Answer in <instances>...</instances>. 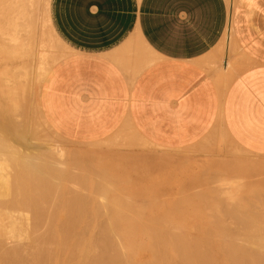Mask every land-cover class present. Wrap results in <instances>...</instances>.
<instances>
[{
    "label": "crops",
    "instance_id": "0c3cea01",
    "mask_svg": "<svg viewBox=\"0 0 264 264\" xmlns=\"http://www.w3.org/2000/svg\"><path fill=\"white\" fill-rule=\"evenodd\" d=\"M234 3L50 0L67 54L41 85L46 122L75 143L127 136L109 152L154 178L180 169L216 125L264 156V0ZM235 51L250 65L221 90L215 74L231 72Z\"/></svg>",
    "mask_w": 264,
    "mask_h": 264
},
{
    "label": "rangeland",
    "instance_id": "374dc122",
    "mask_svg": "<svg viewBox=\"0 0 264 264\" xmlns=\"http://www.w3.org/2000/svg\"><path fill=\"white\" fill-rule=\"evenodd\" d=\"M50 1V0H49ZM237 1L238 0H235V3H234V6L236 5V3H237ZM42 3L40 2V5H41ZM234 8V7H233ZM51 30H52V32H53V34L54 35H56V33H55V31L53 30V28L51 27ZM39 31V30H38ZM40 33V32H39ZM37 34L36 35V44H35V51H34V53H33V68H32V70H33V73H32V78H31V82H30V86H31V89H35V86H36V82H37V80H36V78H35V70H36V66H37V63L39 62V60H40V58H42V57H51V60L52 59H55V57H57L58 58V54H57V51H55V53H54V50H50L51 52H49L48 50H49V46L48 45H40L39 44V35L40 34ZM57 36V35H56ZM58 37V36H57ZM225 41V40H224ZM225 43V42H224ZM224 49H225V47H224ZM231 54H233L234 55V57H233V61H238V63H239V66L240 67H243L242 68V70L241 71H243L246 67H248L249 65H250V61L248 60V59H246V58H244L243 56H240V55H238L237 54V51H235L234 53H232V52H230ZM64 54L66 55L67 54V48H66V46H64ZM58 60H59V58H58ZM233 61H230V65H232V62ZM219 65H220V68H221V63H219ZM50 67V66H49ZM230 70H231V66H230V69H229V72H230ZM241 71H239L238 73H240ZM231 73V72H230ZM222 77V82H223V85L224 84H226V82H225V79H224V77L225 76H221ZM215 78H216V75H215ZM43 83V82H42ZM42 83H41V85H42ZM222 86V85H221ZM225 87V86H224ZM31 113V112H30ZM30 116H29V120L31 119L30 117H32L31 115L32 114H29ZM22 117V116H21ZM21 117H17V119L20 121L21 120ZM45 119V118H44ZM22 121V120H21ZM40 123H41V125L39 124V125H37L38 127H40V129L42 128V130L41 131H38L37 132V130H36V128H35V130L33 129V131L32 132H35L36 131V133H33V136L31 135L30 137H29V140H28V142H24V141H22V142H16V141H12V143H13V145H15L14 147L16 148L17 147V149L19 148V149H21V151H23V152H25V150H26V152L27 151H30L29 153H31L32 151V153L31 154H33L34 152H36L34 155H37L38 154V152L37 151H39L40 149H43V150H47L46 152L45 151H43L42 150V152H45V153H43L44 155L46 154V156H47V159H46V157H45V159H44V155L42 154V153H40V157H42L41 159H42V161H39V162H42V163H45L46 162V164H47V160H48V163H49V160H50V165L49 164H47L46 165V167L48 168L49 166V168L46 170V175H47V173H48V176H53V175H55V174H57V176L59 177V176H63L64 178H62V176H61V178L59 177L58 179H57V177H53V179H55V181L53 180V179H51V177H49V180H48V178H47V180H46V176L45 177H43V179H45V180H42L41 181V186L44 184V185H46L47 187H46V189L44 188L45 186L43 185L42 186V190L43 189H45V191H49V188H50V191H51V193H50V191H49V193L50 194H48V195H50L49 197H50V199L52 200V203L51 204H54V208H55V211H51L52 209L51 208H53L51 205V208H50V210H48L49 211V213H48V211L47 212H45V215H44V213H43V210H42V208H41V205H40V203L42 204V202H43V200H41L40 199V197L39 196H41L42 194V190H40L41 192H40V194L38 193V199L37 200H39V201H37L35 198H37L36 196L34 197L33 196V193L34 192H32V194L31 193H29V194H31V195H29V194H26V192H27V188H26V190H25V196L24 195H22V193L24 192H19L21 195L19 196V199H20V197L23 199H21L20 200V202H24V204H25V201H27L28 199H25V198H29V199H31V197L33 196L34 198H32L33 200H35V201H37V202H39L38 204L40 205L39 206V208H41V212H40V210H38V208H35L34 209V207H36L34 204H35V201H34V204H33V200L31 199V203H28V202H30L29 200L26 202L27 204H25V205H23V209L21 208V207H19V211L17 210L16 212L18 213L17 215H19V213H22V215L20 214V216L22 217V218H20V216H16V213H14L13 214V217L12 216H10L11 217V219L12 220H14L15 218V220H17L18 221V219L21 221V219H22V222H20L19 223V221L17 222V221H15L14 220V222H16L17 224L19 223L20 225H18V227H20V226H23V227H26V226H28V222L29 221H31V225L29 226V227H26V230L28 229L29 230V228H30V233L32 232V233H34V234H30L29 233V231L27 232L23 227V229H21V227H20V230H24V234L23 233H21V231L19 230V228H16V229H18L19 231H17V232H19L22 236L23 235H25V232H26V236H23V238L22 239H25L24 237H26V238H28V236L32 239H30L29 241H33L32 243H34V241H36V242H38L39 241V237L41 238V239H46V240H50V241H52L53 240V242L55 241V243H57L58 241V246L61 248V246H62V250H63V252L64 253H66L65 255H66V260L67 261H69L70 260V262L68 263L67 261H66V263H68V264H72V263H74V262H76V264H79V262H80V264L81 263H84L85 261L84 260H87V261H94V262H89L90 264H99V263H101V262H103L105 259H106V261L105 262H103L104 264L107 262L108 264H113V262L115 263V264H119V263H122V264H127V263H129V261H130V263L129 264H154V262H155V264H162V263H164L165 261H164V258H166L165 260H166V263L168 262V264H170L169 262H171L170 261V259L172 260V262H171V264H181V263H183V264H194V263H192V260H194V262H196L197 264H200V263H202V264H207V262H208V264H212V263H214V264H217V262H219V264H224V263H226V264H228V262L230 263V264H237V262L239 263V264H244V263H250V264H254V259L256 260L255 261V263L256 262H258L259 263V261L260 260H262L263 261V259H264V257H263V259L262 258H260V259H258V256H259V254H257L256 252V250H252V249H254V248H252V249H250V246L252 247V243H254V241H255V243H258V242H260L261 243V241H259L260 239H261V237H262V239L264 240V236H261V234L263 233V231L262 232H259L260 230V225H255V222H254V225L256 226V229H255V232H257L256 234H254V233H251L250 234V236L251 235H255V237L254 238H256V239H254V238H250L249 239V233H250V231L252 232V230H250V229H252V228H254L252 225H251V227L252 228H250L249 229V227H250V224H252L253 223V220L252 219H254V216H253V214H252V212H254V214L256 213V215H258V214H264V213H260V212H264V207H262L263 206V204H264V156H256V155H252V154H250V153H248V152H246L245 150H243L242 148H240L238 145H236V144H234L230 139H229V137L227 136V134L225 133V132H222V130H220L219 128H218V126L216 125L215 126V132L217 133V134H213V136L211 137V135H210V133H209V135L207 136V137H205V139L201 142V143H199V144H197L195 147H193V148H191V149H189V151H187V155L190 157V160L189 161H187L186 163H184V165H183V167H181L180 169H178V170H175V171H173L171 174H169V173H165L163 176H161V177H159V178H154V177H149V176H142L141 174H138L140 171L139 170H134L130 165H129V168H127L126 167V161L124 160V157H120L121 156V154H112V153H110L109 152V149L111 148V146H113L114 148H116V147H119V148H126V139H127V136L125 137V136H121V137H119V138H117L116 140H114V142L112 143V138H107V139H105V140H103V141H101V142H99V143H95V144H83V143H75V142H71V141H69V140H66L65 138H63V137H61V136H59L56 132H54L51 128H48L47 129V127H46V125L44 124H42V122H43V120H41V118H40V121H39ZM44 126V127H43ZM40 129H38V130H40ZM44 129V130H43ZM219 129V130H218ZM120 133H124V132H120ZM32 134V133H31ZM37 134V135H36ZM49 134V135H48ZM50 137L48 140H45V138L46 137ZM44 137V138H43ZM47 139V138H46ZM129 139H130V141H131V143H132V139H133V136L131 135V134H129ZM32 142H31V141ZM138 140H139V142L141 143V139L140 138H138ZM30 141V142H29ZM143 142V141H142ZM144 143V142H143ZM143 143H141V144H143ZM145 144V143H144ZM18 145V146H17ZM56 146H57V148H56ZM48 147V148H47ZM52 147V148H51ZM55 147V149H57V150H63V152H65V153H63V156H62V158H61V156H60V154L59 153H56L57 151H53V150H55V149H53ZM24 148V149H23ZM38 148V149H37ZM47 148V149H46ZM49 148H51L52 149V151H50V152H48L49 151ZM88 148H94L92 151L90 150V152H81V153H79L80 155L83 153V154H87L88 153V157H90V159L89 160H87L86 158H88L87 156L84 158L83 157V154H82V159H83V162H82V164H80L81 163V161H82V159H80L81 158V156L80 157H78L79 156V154L77 153V155L75 156V154H76V152H77V149H79V150H82V149H84V150H88ZM23 149V150H22ZM40 152V151H39ZM56 154V155H55ZM59 156H58V155ZM65 154V155H64ZM92 156H91V155ZM39 155V154H38ZM50 155H55V156H58V157H60L61 159H59V160H57L56 158H54V159H52V156H51V159L48 157V156H50ZM95 157V161L97 160V158H98V162L96 161V162H93L94 161V157ZM54 157V156H53ZM78 157V158H77ZM91 157H93L92 159H91ZM101 157V158H100ZM116 157V158H115ZM49 158V159H48ZM99 158L102 160V162L100 163V161H99ZM104 158H106L107 159V161H106V159H104ZM55 159L57 160V162H56V164L55 163H53L52 165H51V163L52 162H54L55 161ZM77 159H78V161H77ZM85 159H86V161H88V162H90V160H92L91 162H93L92 164L94 165H91V162H90V165L89 164H87L86 162H85ZM121 159H122V161H121ZM205 159L208 161L207 163H206V161H205ZM44 160H46V161H44ZM52 160H54V161H52ZM81 160V161H80ZM52 161V162H51ZM80 161V163H78ZM117 161H118V163H117ZM205 161V162H204ZM59 162V164H57ZM192 162V163H191ZM194 162V163H193ZM84 163H86L85 164V166L83 167V166H81V165H83ZM96 163H98V164H96ZM103 163H106L105 164V166H103L102 164ZM116 163V164H115ZM191 163V164H190ZM200 164V167H201V165H202V171H204V170H207L205 173H207V175L206 176H204V177H202V174H201V177H199L200 176V173L202 172L201 171V168H199V164ZM206 163V164H205ZM238 163H242V164H246L247 166H246V168H249V169H252V171H251V173H250V176L248 177V176H245V178L246 177H248L247 178V181H246V183L245 184H243L244 186L242 187L241 186V188H240V190L238 191V192H236V188H237V186H238V184L236 183V181H238V180H235L236 179V175H237V173H235V172H233V171H229V169H230V166L231 165H237ZM116 166H115V165ZM206 166H205V165ZM97 165V169H92V167H95ZM112 165V166H111ZM118 165V166H117ZM197 165V166H196ZM89 166H92L91 168L89 167ZM203 166H204V170H203ZM251 166V167H250ZM55 168V169H53V168ZM110 167V168H109ZM115 168V169H117V167H118V169H117V172H121L122 174H120V173H117L116 172V170H114L113 171V168ZM121 167V168H120ZM122 167H123V172H122ZM99 168V169H98ZM100 168L102 169V170H104L105 168H106V170H108L109 169V172H114V174L115 173H117V174H115L114 175V177H111V176H113V172H112V175L110 176L109 174L110 173H108V171H104V172H107L106 173V175L108 174V176L109 177H107V176H103V175H105V173L103 174L102 173V171L100 170ZM104 168V169H103ZM195 168V169H194ZM206 168V169H205ZM51 169V170H50ZM226 169H228V171H226L227 173H226V175H222V174H220L219 172H222V171H225ZM126 170V171H125ZM192 170V171H191ZM48 171H51V173H49ZM95 171L99 174L100 173V175L101 174H103V175H101V177H100V175H94V173H95ZM198 171V172H197ZM201 171V172H200ZM210 171H214V172H218L217 173V175H218V177L220 176V180L222 179V180H224V182L228 185V183L229 184H231L230 186H231V188H230V186H228L229 188H228V191H227V185L224 183V182H220V180H218V177L216 178V177H214V179H213V177L212 176H210V177H212L211 179L212 180H215V179H217L219 182H217L218 184H224V185H222V186H225L226 185V187H225V189H226V193H225V191H224V189H222L223 191H224V193H225V195L224 194H219V195H221L222 196V198H223V200H215L213 203L212 202H209V204L210 203H212V206H210V209L208 208H205V209H203V205H204V200L206 201V199H201V197H204L205 198V196L206 197H208V198H215V197H217V193H214V192H216L217 191V189L215 188L216 186H219V185H215L214 186V184L212 183H210L211 182V180H207V177L209 176V174L210 175H214V174H216V173H214V174H211V173H209ZM55 172V174H53ZM127 172V173H126ZM255 172V173H254ZM213 173V172H212ZM51 174V175H50ZM127 175V176H126ZM205 175V174H204ZM232 175H235L233 178H235L234 180H233V178L231 177ZM103 177H105V178H103ZM110 177L112 178V179H110ZM256 179H255V178ZM114 178V179H113ZM252 178H254V179H252ZM258 178V179H257ZM120 179V180H119ZM204 180V182H206V184L205 183H203V181H202V183H201V180ZM26 180H29L30 181V179H26ZM118 180H119V182H118ZM122 180H124L123 182H121ZM226 180V181H225ZM228 180H231V181H228ZM255 181V183L253 182V181ZM23 181H25V179L23 180ZM29 181H27V182H25V183H28V185L29 184H31V185H29V189H31V188H35L37 185L36 184H38L39 182H38V180H36V182L34 181H32L34 184H35V186L31 183V181L29 182ZM49 183H48V182ZM112 181H113V183H112ZM216 181V180H215ZM46 182V183H45ZM53 182V183H52ZM110 182H111V184H110ZM234 182V183H233ZM254 183V184H252L251 185V183ZM24 182L22 183L23 184V187H21L22 186V184L20 183V187L22 188V190H23V188H24V184H25ZM209 183V184H208ZM216 183V182H215ZM236 183V184H235ZM34 187H33V186ZM221 186V187H222ZM234 186H235V190L233 189L234 188ZM256 186H258L257 187V190H260V191H257V193L256 194H260V192H261V190L263 191V193H261L260 195V198H258L257 196H256V194L254 193V192H256V189H255V187ZM220 187V186H219ZM220 187V188H221ZM233 187V188H232ZM36 188H40L41 189V187L39 186V184H38V186L36 187ZM47 188H48V190H47ZM200 188H202L201 190L203 191V192H201V193H199L201 190H200ZM212 188V189H211ZM219 188V189H220ZM223 188V187H222ZM259 188V189H258ZM199 191H198V190ZM213 189H215V190H213ZM229 189H233L232 191L234 192H236V193H233V196H239L240 198H242L241 196H245V197H247V198H244V196H243V198L244 199H247V200H241L240 198H238V197H236V198H238V199H240V200H238V199H234L235 201V203H237L238 205L239 204H241L242 206H246L245 208L244 207H240V205H239V209H241V210H243L242 208H244V212L246 213V215H247V213H249L250 214V212H251V216L253 217V218H251V216L250 217H248V215L245 217V219L247 218H250L251 220V222L252 223H250L249 224V226H247L248 227V229L250 230H248L247 229V227H246V229H247V231H249V232H247L248 234H246L245 232H243V233H239V232H237L238 234H245V235H248L247 237L248 238H246L245 236H244V238H245V240L247 241V242H245L244 243V241H242L244 238L243 237H241V236H238L237 235V233L236 234H234L235 232H233V234H234V236L236 235V237L235 238H238V237H240V238H243L242 240H239L240 238H238V240H236V239H234L233 238V240H235V241H233L232 240V243L230 242H228V238H226L227 236H228V234L230 233V232H227L226 233V231L224 230V232H225V234H227L225 237H224V239H223V235H222V237H220V233L222 232V233H224L223 231H222V229H224V226H226V225H224V224H228L227 225V229L226 230H232V228L233 229H235L236 227H238V226H236L235 225V227H234V225H232L233 227H231V224H234V223H232V221L231 220H233L234 222H235V220H236V218H237V216H238V218H237V220H240V217L241 216H243V215H238L237 213H239L238 211H236L237 213L235 214L234 212V215L233 216H235V215H237V216H235V218L234 217H232L231 216V212L233 211L232 209H233V204L234 203H230V202H228L229 200H230V197H228V195H230V193L232 192L231 190H229ZM251 189H254L253 191L254 192H252V190ZM209 190V191H208ZM211 190H213V191H211ZM251 190V191H250ZM44 191V192H45ZM52 191H53V193H52ZM57 191V192H56ZM219 191V190H218ZM223 191H220V192H222L223 193ZM230 191V192H229ZM209 192H211V194L209 193ZM250 194H249V193ZM28 193V192H27ZM48 193V192H47ZM227 193H228V195H227ZM252 193H254V194H252ZM55 194H58L59 196H61L62 194L64 195V197H63V195L61 196V198L59 199L58 198V195H55ZM61 194V195H60ZM208 194L210 195V197L208 196ZM34 195H37V194H34ZM44 195H47L46 194V192H45V194ZM43 195V196H44ZM51 195L53 196L54 195V197H51ZM219 195H218V197H219ZM227 195V196H226ZM241 195V196H240ZM251 195H253V196H255V198H258L257 200L255 199V198H250V197H248V196H251ZM23 196V197H22ZM29 196V197H28ZM31 196V197H30ZM43 196H42V199H44L43 198ZM211 196H213V197H211ZM224 196H225V198L227 197L228 199H227V201H226V199H224ZM232 195H231V197H233ZM253 196H251V197H253ZM47 198V200L49 199L48 198V196H46ZM56 197H57V200H55L56 199ZM62 197H63V199L64 200H62ZM198 197H200V199H197ZM217 197V198H218ZM52 198H55L54 200L52 199ZM242 198V199H243ZM49 199V200H50ZM221 199V198H220ZM232 199V200H233ZM249 199H251V200H249ZM16 200V199H15ZM25 200V201H24ZM51 200L49 201V202H47L46 200V203H45V201H44V205H49V203L51 202ZM208 200V199H207ZM14 201V200H13ZM42 201V202H41ZM53 201H55V203H53ZM66 201V202H65ZM210 201V200H209ZM211 201H213V199L211 200ZM203 202V203H202ZM222 202V204L224 203V204H228V205H225V207H227L228 206V208H227V210H226V208H224V207H222V208H220L219 206H217V204H215V203H221ZM233 202V201H232ZM61 203H64V204H61ZM69 203H70V206H69ZM206 203H207V201H206ZM31 204V205H30ZM57 204V205H56ZM58 204H60L59 205V207H58ZM66 204H67V206H66ZM71 204H74L73 206L71 205ZM79 204V205H78ZM80 204H82V206L80 205ZM198 204V205H197ZM208 204V205H209ZM213 204L214 205H216L215 207H218V208H220V209H214L215 207L213 206ZM223 204V205H224ZM229 204H231V206L232 207H230V205ZM237 204H234V205H237ZM250 204H253V206L256 204V206H258V207H261V209L263 210V211H261V210H259L258 211V208L257 207H253L252 205H250ZM262 204V205H261ZM28 205L29 206H34V207H31L30 208V210L33 208L34 210V212L36 213V217L34 216V212H32L31 211V213H30V211H29V213H30V215L32 216L31 218L32 219H34V220H38V222L40 223H42V225L40 224L39 225V223H38V226H36L37 224H32V222L34 221H32V219L31 218H29V220H28V218H27V216L29 217V213L27 212H25V210L26 211H28L29 209V207H28ZM36 205H37V203H36ZM85 205V207L86 208H90V209H85V207H84V209H83V206ZM195 205V206H194ZM207 205V206H208ZM238 205H237V207H238ZM252 206L253 208H251L250 206ZM259 205H261V206H259ZM57 206V207H56ZM61 206H62V208H61ZM64 206H66V208L64 207ZM77 206V209H75V207ZM197 206H198V209H196L197 208ZM201 206H203V207H201ZM3 207V206H2ZM28 207V208H27ZM37 207H38V205H37ZM67 207H69V208H67ZM71 207H72V209H71ZM79 207H81V208H79ZM102 207H105L106 209H104V208H102ZM196 207V208H195ZM211 207H214L213 209H211ZM231 208V210H230V208ZM236 207V208H237ZM247 207H250L249 209H247ZM26 208V209H25ZM57 208V209H56ZM58 208H60V209H58ZM64 208V209H63ZM257 208V209H256ZM44 209V208H43ZM68 209H69V211L70 210H72V211H68ZM77 210V211H75V210ZM202 209V210H201ZM22 210V212H20ZM39 211V213H38V211ZM44 210V211H45ZM57 210V211H56ZM79 210V211H78ZM236 209H234V211H235ZM82 211V213H81V215H80V213H76V212H81ZM204 211V212H203ZM24 212V213H23ZM54 212V213H53ZM56 212V213H55ZM61 212V213H60ZM70 214H69V213ZM71 212H72V215H71ZM84 212V213H83ZM88 212H91V213H88ZM93 212H95V213H97L98 212V216L100 217H96L95 218V220L94 221H92L93 220V215L95 214V213H93ZM196 212V213H195ZM199 212V214H197ZM210 212H212V214L210 213ZM224 215V213H228V212H230V213H228V215L230 214V216H231V218H233V219H231V218H229V220L227 219V220H225L226 219V216H221L220 214L221 213ZM240 212H242V211H240ZM34 213V214H33ZM43 213V214H42ZM52 213V214H51ZM57 213H58V215H57ZM64 213V214H63ZM101 213V214H100ZM107 213V216L105 215ZM113 214V218L115 219V216H116V214L118 213H121V214H119V216L121 217V220L119 219L120 217L118 216V219L116 218V220H114V219H112V215L110 216V218L108 217V215L109 214ZM128 213V215H126ZM192 213V214H191ZM193 213H194V215H193ZM202 213V214H201ZM203 213H205V214H207V213H210L212 216H213V218H212V216L211 217H209V215H208V217H206V215H204ZM220 213V214H219ZM232 213V214H233ZM243 213V212H242ZM241 213V214H242ZM245 213H243V214H245ZM24 214H26V215H24ZM68 214V215H67ZM86 214H88L87 216H84V215H86ZM91 214H93V215H91ZM104 214V215H103ZM117 214V215H118ZM129 214H132L131 215V217L132 218H130V215ZM133 214H135V215H133ZM142 215V216H140V215ZM182 216H181V215ZM183 214L185 215V214H187V216H189L188 218L185 216V218H183L184 216H183ZM218 214V216L219 217H222V218H220V222L221 223H223V220H224V222L225 223H223L222 225H224V226H222V229H221V227H219V224H216V222L217 223H220V222H218L217 221V219H219V217H217V219H215V215H217ZM240 214V213H239ZM52 217H51V216ZM69 215H71V216H73L72 218H70V219H72V221H70V219L68 218V217H71V216H69ZM74 215H76L75 216V219H74ZM78 215V216H77ZM91 215V216H90ZM96 215V214H95ZM103 215V216H102ZM122 215H126V216H122ZM137 215H139V216H137ZM143 215H145V216H143ZM177 215H180V217L179 216H177ZM15 216V217H14ZM39 216H40V218H39ZM58 216V218H56ZM81 216H82V218H81ZM84 216V217H83ZM88 216L92 219L91 221L92 222H90L89 221V224L91 223V226H88L90 229H91V232H90V230L88 229V227L87 226H85V225H89L88 224V222L86 221V219H89L88 218ZM102 216V217H101ZM106 216V217H105ZM229 216V217H230ZM240 216V217H239ZM258 216H261V215H258ZM17 217H19L18 219H17ZM23 217H24V219H23ZM38 217V218H37ZM46 217V219H42V218H45ZM51 217V218H50ZM63 217H65L64 219H63ZM104 217V218H103ZM126 217V219H124ZM183 218V220L184 219H186L185 221V223L186 224H184V223H181L180 222V220ZM199 217V218H198ZM225 217V219H223ZM228 217V216H227ZM256 217V216H255ZM263 217H264V215L263 216H261L260 218L261 219H263ZM8 218V217H7ZM14 218V219H13ZM27 218V219H26ZM36 218V219H35ZM47 218H49V219H47ZM53 218H56V221L58 220V223L56 222V223H54L55 222V220L53 219ZM102 218V220L103 221H101L100 220V222H99V224L97 223V221L99 220V219H101ZM145 218V219H144ZM148 218V220H150L151 219V221H148V220H146ZM243 218V217H242ZM11 219H9V220H2V223L3 224H0V225H3L2 226V228H6L5 227V223L7 222L8 224H12L10 221H11ZM28 220V221H25L26 222V226L24 225V223L25 222H23L24 220ZM51 219V224H50V222L48 221V220H50ZM63 219V220H62ZM65 219H68L67 221H64ZM78 219H80V220H78ZM83 219V220H82ZM96 219H98V220H96ZM111 220V222H109V220ZM130 219H132V220H130ZM136 219H142L140 222H138ZM152 219L154 220V221H152ZM231 219V220H230ZM244 219V218H243ZM244 219V220H245ZM246 219V220H247ZM259 219V218H258ZM261 219H259V220H261ZM36 220V221H37ZM61 221V223H62V221H64V223H60V221ZM75 220L76 221H78L79 222V225L82 227H80L77 223L78 222H76L75 223ZM82 220V221H81ZM85 220V221H84ZM105 220V221H104ZM130 222H129V221ZM134 220H135V222H134ZM158 220H160V222L158 221ZM178 220H179V222L181 223H178ZM183 220H181V221H183ZM194 220V221H193ZM200 220H202V221H200ZM208 220H210L209 222L211 223V224H213L214 225V223L216 224V226H212L211 225V227L208 225ZM245 220V221H246ZM255 220H256V218H255ZM258 220V221H259ZM6 221V222H5ZM35 221V222H36ZM44 221V222H43ZM47 221V222H46ZM54 221V222H53ZM68 221H70L71 222V224H69L70 222H68ZM96 221V222H95ZM113 221H114V223H113ZM136 221H137V223H136ZM142 221H144V222H142ZM148 221V222H147ZM157 221V222H156ZM188 221V222H187ZM204 221V222H203ZM206 221V222H205ZM216 221V222H215ZM228 221V222H227ZM229 221H231L230 223H229ZM263 221V220H262ZM0 222H1V220H0ZM13 222V221H12ZM35 222H33V223H35ZM67 222V223H66ZM74 222V223H73ZM81 222H84V223H81ZM105 222V224H107V225H105V224H103ZM117 222H119L121 225L119 226L118 224H117ZM128 224H127V223ZM146 222V223H145ZM150 222V223H149ZM154 222H156V224H153ZM159 222V223H158ZM162 222H164L163 224H162ZM167 222V223H166ZM173 222H175V223H173ZM191 222V223H190ZM194 222H195V224H196V226L197 227H195V228H198V230H199V232H200V234H199V232H196V231H194V230H196V229H194V228H192V227H194L195 226V224H194ZM199 223V225H198V223ZM208 222V223H207ZM237 222V221H236ZM235 222V223H236ZM242 222V220L239 222V223H241ZM248 222H249V220H248ZM260 222V221H259ZM264 222V221H263ZM262 222V223H263ZM45 223L46 224H48L49 223V225L50 226H52L51 228L53 229H51L50 228V226L49 225H45ZM81 223V224H80ZM93 223H97L98 225H99V227H100V225H101V230L98 228V226H97V224H96V226H97V228H95L96 230H100L99 231V234L100 233H102L101 231H103L104 233H106V234H104V233H102V234H104V236H106V237H104V236H102V234H97V232L98 231H95V230H93L94 228L93 227H96L95 226V224H93ZM112 223V224H111ZM117 225H116V224ZM130 223H135V224H137L136 226H135V224H134V226H133V224H130ZM160 223L162 224L161 226H160ZM170 223H172V224H170ZM256 223H258L257 222V220H256ZM8 224H6V226H8L6 229H8V228H10L9 227V225ZM22 224V225H21ZM53 224V225H52ZM54 224H55V226H54ZM58 224V225H57ZM66 224V225H65ZM73 224H75V225H73ZM83 224V225H82ZM114 224V225H113ZM139 224H140V226H139ZM142 224L145 226V228H143V226H142ZM148 224V225H147ZM165 224H168V225H165ZM180 224V225H179ZM183 224V225H182ZM43 225H44V229H43V231L45 232H43L42 231V228L41 227H43ZM56 225H57V227H59L60 226V228H55L56 227ZM68 225V226H67ZM70 225H72V226H70ZM77 225V226H76ZM105 225V226H104ZM132 227H131V226ZM189 225V226H188ZM191 225H192V227H191ZM203 227H202V226ZM205 225V226H204ZM230 225V226H229ZM15 226V225H14ZM32 226V227H31ZM33 226H36V227H39L40 226V228L39 229H36L34 232H33V228H36V227H33ZM46 226H48L49 227V229H47L48 227H46ZM75 226H76V228L78 227H80L79 229H78V231L77 230H75L76 228H75ZM104 226V227H103ZM110 226H112V227H114V228H111ZM116 226L118 227L119 226V228H120V231H119V229H117L116 228ZM124 227L123 229L125 230V232L127 231V229H129V231H130V233H129V235H125V234H128V231L126 232V233H123V235L125 236V237H133V236H135L137 239H139L138 241H137V239H135L134 237H133V239L131 240V238L130 239H128V240H126V238L122 235V232H121V230L122 231H124L123 229H122V227ZM188 226V227H187ZM199 226V227H198ZM229 226V227H228ZM246 226V225H245ZM263 226V225H262ZM72 227H74V228H72ZM106 227V228H105ZM147 227H149L151 230L149 231V229L147 228ZM153 227H155V228H161L162 229V227H163V229L161 230H159L158 228L156 229L157 231L156 232H154L153 233V231L155 230V228H153ZM242 227V226H241ZM243 227H244V225H243ZM259 227V229H257ZM63 228V229H62ZM69 228V229H68ZM104 228V229H103ZM108 228V229H107ZM140 228V229H139ZM177 228V229H176ZM189 228V229H188ZM201 228H202V230H204V231H202L201 230ZM214 228V229H213ZM219 228V230L217 231V229ZM33 229V230H32ZM41 229V230H40ZM62 229V230H61ZM103 229V230H102ZM135 229H137V230H135ZM141 229H142V231L145 233V234H149V235H145L142 231H141ZM145 229H147V230H145ZM170 229H172V230H170ZM212 229H213V231L214 230H216V233L217 234H219L217 237H216V241L214 240V238H212V237H215L216 235V233H215V231L213 232L212 231ZM221 229V230H220ZM240 230H243L242 228H239ZM246 229H244V231H246ZM32 230V231H31ZM39 230H40V233H39V236L37 237V232H39ZM48 231V230H52V231H48V234H47V232L46 231ZM55 230V231H54ZM57 230V231H56ZM59 230H60V233H59ZM64 230V231H63ZM72 230V231H71ZM82 230H83V232H82ZM87 230L90 232H87ZM106 230V231H105ZM108 230V231H107ZM113 230H116L118 233H114V231ZM140 230V231H139ZM159 230V231H158ZM165 232H164V231ZM166 230H167V232H166ZM187 230V231H186ZM209 230H211V231H209ZM235 230H238V229H235ZM254 230V229H253ZM257 230V231H256ZM37 231V232H36ZM42 231V232H41ZM61 231H63L62 233H61ZM73 231H75V233L73 232ZM86 231V233H84ZM92 231L94 232L95 231V234H96V236H94V235H92V234H94V233H92ZM131 231H132V233H131ZM149 231V232H148ZM160 231L162 232V233H160ZM169 231V232H168ZM174 231H175V233H174ZM187 232V234H186V232ZM189 231V232H188ZM206 231H208V234H207V232ZM23 232V231H22ZM35 232H36V234H35ZM52 232H54V235L52 236ZM57 234H56V233ZM81 232H82V234L84 233V236L81 234ZM113 232V233H112ZM120 232H121V234H120ZM133 232H136L137 233V236H136V233H133ZM147 232V233H146ZM179 232V233H178ZM204 232V233H203ZM210 232H212V233H210ZM218 232H220V233H218ZM44 233V236L43 237H41L40 235L41 234H43ZM50 233V234H49ZM67 233V234H66ZM69 233V234H68ZM80 234V235H82V236H79V235H77V234ZM151 233H153V236H152V234ZM159 233V234H158ZM164 233H165V237H164ZM168 235H167V234ZM177 233V234H176ZM215 233V234H214ZM232 233V232H231ZM261 233V234H260ZM19 234V235H20ZM46 234V235H45ZM75 234H76V236H75ZM87 234H91V236L92 237H96L95 239H92V241H91V239H89L91 236H89V235H87ZM108 234V235H107ZM112 234V235H111ZM116 234H118V236H115ZM132 236H131V235ZM140 236H139V235ZM141 234H142V236H141ZM162 234H163V236H162ZM177 236H176V235ZM202 234V235H201ZM211 234V235H210ZM214 236H213V235ZM233 234H231V235H233ZM258 234V235H257ZM259 234H260V236H259ZM0 235H1V233H0ZM36 235V236H35ZM70 235V236H69ZM71 235H73L72 237L73 238H70L71 237ZM89 236L88 237V240H90L92 243H91V246L89 245L90 243L89 242H87V243H85L87 240H85L86 238H87V236ZM109 235H111V237L109 238ZM120 235H121V239H120ZM150 235H151V237H150ZM157 237H156V236ZM167 235V236H166ZM185 235V236H184ZM189 235V236H188ZM198 235V236H197ZM229 236V238L231 237L232 238V236ZM258 236V238H257V236ZM2 236V235H1ZM1 236H0V238H1ZM3 236H5V235H3ZM45 236H47V237H45ZM65 236H67V237H65ZM78 236H79V238H78ZM86 236V237H85ZM99 236H101V238H107L106 239V242H104V240L102 239V241L101 240H99V239H97V237L99 238ZM171 236V238H169ZM181 236V237H180ZM183 236V237H182ZM208 238V239H210L209 237H211V239H213L214 240V242H213V240H212V242H210V240H207L206 242H205V240L207 239L206 237ZM233 236V237H234ZM238 236V237H237ZM21 237V236H20ZM20 237H18V239H20ZM37 237V239L38 240H36L35 238ZM49 237V238H48ZM54 237V238H53ZM69 237V238H68ZM82 237V238H81ZM83 237H84V240H83ZM91 237V238H92ZM119 237V238H118ZM140 237H142V241H144L143 243L144 244H150V247H148V245L146 244V245H141V243H142V241H141V238ZM159 237V238H158ZM173 237V238H172ZM177 237V238H176ZM192 239H191V238ZM204 237L206 238V239H204ZM218 237H220V238H218ZM252 237V236H251ZM53 238V239H52ZM56 238L57 239H59V240H56ZM62 238V239H61ZM70 240L69 242H67L68 241V239ZM76 238H78V243H76L75 242V239ZM113 238H114V240H113ZM116 238H118V239H116ZM167 238V239H166ZM168 238H169V240H168ZM180 238H187V239H185V240H181ZM191 240H190V239ZM201 238V240H199ZM221 240V243H220V241L218 240ZM230 238V239H231ZM29 239V238H28ZM52 239V240H51ZM66 239V240H65ZM79 239H81V241L83 240V241H85V242H81V241H79ZM135 239V240H134ZM154 239V240H153ZM170 239H171V241H170ZM174 239V240H173ZM194 239H195V242H194ZM229 239V240H230ZM249 239V240H248ZM257 239H259V240H257ZM25 240H27V239H25ZM65 240V241H64ZM72 240V241H71ZM114 242H113V241ZM125 240V241H124ZM130 240V242L131 241H133V242H131V244H133L134 243V246L133 245H131L132 246V248L134 247V249H135V251H137V252H135V251H133V250H131L132 248H131V246H130V244H126L125 242H128ZM150 241L149 243L147 242V241ZM182 241V242H180V241ZM187 240L189 241V242H187ZM252 240V241H251ZM254 240V241H253ZM23 241V240H22ZM57 241V242H56ZM62 243H61V242ZM73 241L75 242V243H73ZM93 241H94V243H93ZM98 243H97V242ZM108 241V242H107ZM123 241H124V243H123ZM153 241H155V242H153ZM159 241H160V243H159ZM169 241V242H168ZM193 241V242H192ZM198 241V242H197ZM200 241V242H199ZM204 241V242H203ZM220 243L219 245H220V247H221V249L222 248H224L225 246H228V249H227V247L226 248H224V250L222 249V251H221V249H220V247H219V245H218V242ZM227 241V242H226ZM237 241H240V242H237ZM251 241V242H250ZM66 242H67V245H69V246H67L66 245ZM100 242V243H99ZM103 242H104V244H103ZM113 242V243H112ZM151 242H152V244H151ZM158 242V243H157ZM175 244H174V243ZM192 242V243H191ZM202 242V243H201ZM209 242V243H208ZM226 242V243H225ZM234 242V243H233ZM106 243H108V244H106ZM111 243V244H110ZM123 243V244H122ZM136 243V244H135ZM155 243V244H154ZM173 243V244H172ZM178 243V244H177ZM189 243V244H188ZM198 245V249H196L197 248V245ZM200 243H201V245H200ZM213 243V244H212ZM225 243V244H224ZM235 243H239L238 245H235ZM240 243L241 244H246L247 243V246H244V244H243V246L242 245H240ZM248 243H250V244H252V245H250V244H248ZM254 243V244H255ZM35 244V243H34ZM66 245V246H64V245ZM74 244V245H73ZM79 246H78V245ZM85 244H87V245H85ZM95 244V245H94ZM106 244V245H105ZM114 244V245H113ZM140 244V245H139ZM161 244V245H160ZM170 245L169 247H168V245ZM182 244H184L183 246H181L180 247V245H182ZM187 244V245H186ZM207 244H209V246H207V247H209V250L210 249H212L211 251H209L208 250V248H206V245ZM232 244V245H231ZM233 244L235 245V246H233ZM264 244V242L263 243H261V245H263ZM0 245H1V241H0ZM37 245H38V243H37ZM71 245V246H70ZM75 245H77V248H76V246ZM82 245H85L86 246V250L85 249H83L82 248V251L84 250L85 251V253L87 254V253H91V254H89L88 256H86V254H83V252L81 251V250H79V247L81 248V247H85V246H82ZM100 245H104V246H109L108 248V250H106L107 249V247H99ZM122 245V246H121ZM130 247H129V246ZM137 245H139V246H137ZM153 245L155 246V247H153ZM160 245V246H159ZM178 245V246H177ZM192 247H191V246ZM200 245V246H199ZM203 245H204V250L202 249V247H203ZM215 245H218V249H220V253H218V250H217V248H215L214 249V247H215ZM223 247H222V246ZM38 246H40V244L38 245ZM38 246H36L37 248H39L40 249V247H38ZM87 246H90V248H89V250H91L90 252L87 250ZM95 246V247H94ZM112 248H111V247ZM116 246H118V247H116ZM124 246V247H123ZM157 246V247H156ZM167 246V247H166ZM190 246V247H189ZM194 246H196V248L194 247ZM231 246V247H230ZM239 246V247H238ZM241 246V247H240ZM249 246V247H248ZM12 248H14L13 246H11ZM21 247V246H20ZM69 247V249L67 250V248ZM73 248V250L72 249H70V248ZM113 247H116V248H113ZM147 247V248H146ZM153 249H152V248ZM171 247H172V250H171ZM186 247V248H185ZM235 247V248H234ZM238 247V248H237ZM3 249V251H4V253H2L3 251H2V249ZM17 248V245H16V247H15V251H12V249H10V246L8 247V245H7V247H5V246H0V252L2 253L1 255H3V254H5V255H3V256H1L2 258H1V260L0 261H2V259L4 258V262L5 261H7V262H3V264H8V263H12V264H18V261H19V259L17 258V256H19V254H20V252H22L21 250H23L22 249V247L20 248V250H18V249H16ZM64 248H65V250H64ZM76 248V249H75ZM92 248H96V252H94V253H92L93 252V250L94 249H92ZM101 248V251H102V253H101V251H99V249ZM143 248H144V250H143ZM149 248V249H148ZM158 248V249H157ZM167 249L168 251H165V249ZM184 249V251H183V249ZM191 248V249H190ZM194 248H195V250H194ZM205 248H206V250H205ZM239 248H242V249H239ZM263 248H264V246H263ZM25 249V248H24ZM74 249L76 250V251H74ZM104 249V250H103ZM150 249H152V250H150ZM154 249H157L156 250V252L158 253H156L155 252V250ZM160 249H161V251H160ZM181 249V250H180ZM203 250L202 252H204V251H207V252H204V253H202L201 252V250ZM225 249H226V252H225ZM243 249H250L251 250V252L253 253V255H251V253H248L247 254V256L248 257H250L249 258V260H250V262L249 261H247L248 259H246V253H244V251H243ZM7 250V251H6ZM10 250V251H9ZM70 250H72V251H70ZM111 250V251H110ZM114 250H116L115 251V254H114ZM126 250V251H125ZM130 250H131V253H130ZM149 250V251H148ZM162 250H164V251H162ZM172 251V252H170V251ZM176 250V252H174ZM189 252H188V251ZM192 250V251H191ZM200 250V251H199ZM213 250H214V253H215V251H217L216 252V254H214L213 253ZM229 250V251H228ZM230 250H232V252H230ZM238 250H240V251H238ZM261 250H262V248H261ZM17 251V253L18 254H16L15 252ZM20 251V252H19ZM67 251V252H66ZM68 251H69V254H68ZM73 251H74V253H73ZM81 251V252H80ZM88 251V252H87ZM95 251V250H94ZM110 251V252H109ZM133 251V252H132ZM159 251H160V254H159ZM177 251H178V253H177ZM180 251V252H179ZM208 251H209V253H208ZM235 251V252H234ZM236 251H238L237 253H236ZM256 251V252H255ZM263 251H264V249H263ZM262 251V252H263ZM82 253V254H80V253ZM106 252V253H105ZM126 252H128V254L126 253ZM148 252V253H147ZM149 252H150V254H149ZM153 254H156V255H152V253ZM162 252H163V255H162ZM174 252V253H173ZM192 252V254H190ZM196 252H201V254L199 253H196ZM210 252H211V254H210ZM222 252H224V255H223V253ZM228 252V253H227ZM241 254H240V253ZM255 252V253H254ZM262 252H260V253H262ZM9 253V254H8ZM12 253V254H11ZM13 253H14V255L16 254V257L13 255ZM77 253H79V254H77ZM108 253V254H107ZM129 253L131 254V255H129ZM134 253V254H133ZM177 253V254H176ZM180 253V254H179ZM182 253V254H181ZM184 253V254H183ZM187 253V254H186ZM214 255H213V254ZM222 253V254H221ZM226 253V254H225ZM239 253V254H238ZM71 254V255H70ZM75 254H76V257L74 258V257H72V256H75ZM100 254L102 255V256H100ZM166 254H168V255H166ZM171 254H173V255H171ZM190 254V255H189ZM197 254V255H196ZM204 255L205 254V256H200V255ZM207 254H209V256L207 255ZM232 254H234V257H233V255ZM236 254H238V255H236ZM244 256H243V255ZM258 256H257V255ZM263 254H264V252H263ZM9 255V256H8ZM79 255V257H77ZM91 255V256H90ZM92 255H94V257H95V255H96V257H97V259L96 260H102L101 262L98 260V261H96V263H95V258H93L92 257ZM98 255V256H97ZM107 255L109 256H112V257H108V258H106L107 257ZM114 255V256H113ZM118 255V257H116ZM128 255V256H127ZM135 255V257L133 258L132 256H134ZM149 256V258H147L148 256ZM154 256V257H158L157 259L156 258H154V257H152L151 258V256ZM160 255V256H159ZM165 255V256H164ZM170 255V257H168ZM177 255H181L180 257L179 256H177ZM198 257H196V256ZM207 255V256H206ZM213 255V256H212ZM227 257H226V256ZM242 256L241 258L243 259V257H244V259L243 260H245L244 262L242 261V259L240 258V256ZM254 255H256V257L257 258H254L255 256ZM6 256H7V258H6ZM14 256V257H13ZM68 256V257H67ZM70 256V257H69ZM102 257V258H98V257ZM103 256H105L104 258L105 259H103ZM137 256V257H136ZM162 256H163V260H162ZM171 256H173V258L174 257H177L178 259H172L171 258ZM183 256H185V257H183ZM190 256V257H189ZM191 256H194V257H191ZM211 256H212V258H214V259H219V261H215V260H213L214 262H212L211 260H212V258H211ZM226 257V259L224 260V258ZM238 256V257H237ZM252 256H253V258H252ZM9 257L11 258H13V260H10L9 259ZM84 258V260H83V258ZM91 257V258H90ZM113 257H115L114 259H113ZM123 257V258H122ZM129 257V258H128ZM206 258L207 259V261L204 259V262H203V259L201 260L200 258ZM216 257V258H215ZM224 257V258H223ZM232 257V258H231ZM17 258V259H16ZM68 258V259H67ZM74 259V260H72V259ZM77 258V259H76ZM87 258V259H86ZM88 258H90L89 260H88ZM93 258V259H92ZM111 258V259H110ZM118 258V259H117ZM124 258H126L125 260H123ZM128 258V259H127ZM138 258V259H137ZM144 258H146L147 260H145ZM160 258H161V260H160ZM170 258V259H169ZM186 258V259H185ZM195 258V259H194ZM208 258L210 259L209 261H208ZM228 258V259H227ZM236 258H240V259H236ZM8 259H9V261H11V262H9L8 261ZM81 259H82V261H81ZM122 259V260H121ZM130 259V260H129ZM135 259V260H134ZM143 259V260H142ZM149 259V260H148ZM150 259H152V260H150ZM156 259V260H155ZM182 259V260H181ZM183 259H184V261H185V263H184V261H183ZM191 259V260H190ZM234 259V260H233ZM16 262H15V261ZM18 260V261H17ZM80 260V261H79ZM113 260V262H111ZM114 260H116V262L114 261ZM138 260H142L141 262L140 261H138ZM158 260V261H157ZM169 260V261H168ZM200 260V261H199ZM222 260V261H221ZM240 260H241V263H240ZM258 260V261H257ZM84 261V262H83ZM110 261V262H109ZM119 261H121V262H119ZM145 263H144V262ZM162 261V262H161ZM177 261H179V262H177ZM202 261V262H201ZM206 261V262H205ZM235 261V262H234ZM251 261L253 262V263H251ZM262 261H260L261 263H262ZM2 262H0V264H2ZM78 262V263H77ZM124 262V263H123ZM148 262V263H147ZM198 262H200V263H198ZM210 262V263H209ZM212 262V263H211ZM221 262V263H220ZM223 262V263H222ZM264 262V261H263ZM89 263H84V264H89ZM102 263V264H103ZM165 264V263H164ZM263 264V263H262Z\"/></svg>",
    "mask_w": 264,
    "mask_h": 264
},
{
    "label": "bare ground",
    "instance_id": "6f19581e",
    "mask_svg": "<svg viewBox=\"0 0 264 264\" xmlns=\"http://www.w3.org/2000/svg\"><path fill=\"white\" fill-rule=\"evenodd\" d=\"M40 2L42 3L41 5H40ZM227 3H228V5H229V7H232V5H233V3H234V0H227ZM51 27H52V25H51V21H50V16H49V0H0V220H1V222H0V224H3L2 223V220H9V219H11V217L10 216H12L13 217V214L14 213H16V216H20V214L22 215V213H19V215H17L18 213L16 212L18 209H19V207H23V205H25V204H27L26 202L29 200L30 202H28V203H31L32 201H31V199L32 198H34L35 196L37 197V198H35L36 200L38 199V193L40 194V190H42V186L44 185H42L41 186V181L42 180H45V179H43V177H45L46 178V180H47V178H48V180H49V177H51V179H53V177H57V179L60 177L61 178V176H57V174H55V172L53 173V174H55V175H51L52 173H51V171H48L49 173H51L50 175L51 176H48V173H47V175H46V170L50 167H46V165L47 164H49L50 163V160H49V163H48V160H47V164H46V162L45 163H42V162H39V161H42V157H40L43 153H45L48 149V147L46 148L47 150H43V149H40L39 151H37L38 152V154L37 155H34L36 152H34L33 154H31V153H29L30 151H27L26 152V150H25V152H23L24 150V148L22 149L23 151H21V149H17V147L15 148L14 146L15 145H13V143H12V141H16V142H22V141H24V142H28V140H29V137L32 135L33 136V133H36V131L35 132H32L33 131V129L35 130V128H36V130H37V132L38 131H41L42 130V128L40 129V127H38L37 125H41V123L39 122L40 121V118H41V120H43V122H42V124L44 125H46V127H47V129L48 128H51L49 125H48V123L46 122V120L44 119V114H43V111H42V109H41V105H40V92H41V83L43 82V80H44V78L46 77V74H47V72H48V70L52 67V65L58 60V58L60 59V58H62L65 54H64V43L59 39V37H57L56 35H54L53 34V32H52V30H51ZM39 30V31H38ZM40 32V33H39ZM40 34L39 35V44L40 45H48L49 46V52H51L50 50L52 49V50H54V53H55V51H57V54H58V58L57 57H55V59H52L51 60V57H42V58H40V60H39V62L37 63V66H36V70H35V78H36V80H37V82H36V86H35V89H31V86H30V82H31V78H32V73H33V70H32V64H33V53H34V51H35V44H36V35L37 34ZM226 34H227V31H226ZM228 39H229V37H228ZM230 40H231V36H230ZM232 42V45H234L235 46V44H234V42H233V40H231ZM212 64V63H211ZM211 64H209V65H211ZM50 66V67H49ZM231 66V73H228V74H223L222 72H217L215 75H216V82L221 86V90H224L225 89V87L224 86H228L229 85V83L231 82V80L233 79V75L235 74V73H238L239 71H241V69L243 68V67H240L239 66V63L238 62H234V63H232V65H230ZM225 76L224 77V79H225V82H226V84H224L223 85V82H222V77L221 76ZM31 112V113H30ZM29 114H32L31 116L32 117H30L31 119L29 120ZM22 116V117H21ZM17 117H21V120L19 121L18 119H17ZM44 127V126H43ZM38 129H40V130H38ZM44 130V129H43ZM32 133V134H31ZM213 134L215 135V134H217L216 132H215V127H214V129H213V132H211L210 133V135H211V137L213 136ZM37 135V134H36ZM49 135V134H48ZM214 137V136H213ZM44 138V137H43ZM47 138V139H46ZM45 138V140H48L50 137H46ZM140 139H141V137H140ZM229 139L234 143V144H236L230 137H229ZM144 140V139H143ZM142 139L140 140L141 141V143H143L144 141H143ZM31 141V140H30ZM29 141V142H30ZM33 141V140H32ZM31 141V142H32ZM143 141V142H142ZM145 143V144H144ZM143 143V145H146L147 146V141L146 142H144ZM139 144V143H138ZM140 145V144H139ZM237 145V144H236ZM18 146V145H17ZM52 148V147H51ZM51 148H49V151L48 152H50V151H52V149ZM56 148H57V146H56ZM38 149V148H37ZM53 149H55V147L53 148ZM92 151L94 148H88V150H84V149H82V150H79V149H77V152H76V154H75V156L77 155V153L79 154V153H81V152H90V150ZM42 150L43 151H45V152H42ZM53 151H57L56 153H59L60 154V156H61V158H62V156H63V153H65V152H63V150H57V149H55V150H53ZM247 152V151H246ZM40 153H42L41 155H40ZM83 154V153H82ZM82 154L80 155L79 154V156L78 157H80L81 156V158L80 159H82ZM44 155V154H43ZM56 155V154H55ZM55 155H50V156H48L50 159H51V156H52V159H54V158H56L57 160H59V159H61L60 157H58V156H55ZM65 155V154H64ZM88 155V153L85 155V154H83V157L85 158L86 156ZM91 155V154H90ZM92 156V155H91ZM45 157H46V159H47V156H46V154L44 155V159H45ZM77 157V158H78ZM88 157V156H87ZM94 157V156H93ZM93 157H91V159L93 158ZM42 158V159H41ZM48 158V159H49ZM59 158V159H58ZM83 158V159H84ZM101 158V157H100ZM99 158V161H100V163L102 162V160ZM116 158V157H115ZM55 159V161L54 160H52V161H54V162H52L51 163V165L53 164V163H55L56 164V162H57V160ZM83 159H82V161H81V163H80V161L78 162V163H80V164H82V162H83ZM87 160H89L90 159V157H88V158H86ZM86 159H85V162L87 163V164H89L90 165V162L93 160H90V162H88V161H86ZM104 159H106V158H104ZM44 161H46V160H44ZM77 161H78V159H77ZM97 162H98V158H97V160H96ZM95 161V157H94V161L93 162H96ZM106 161H107V159H106ZM121 161H122V159H121ZM205 161H206V163L208 162L206 159H205ZM204 161V162H205ZM93 162H91V165H93L92 163ZM86 163H84L83 165H81V166H85V164ZM99 163V162H98ZM98 163H96V164H98ZM117 163H118V161H117ZM192 163V162H191ZM190 163V164H191ZM194 163V162H193ZM205 163V164H206ZM57 164H59V162L57 163ZM105 164L106 163H103L102 165L103 166H105ZM116 164V163H115ZM114 164V165H115ZM199 164V163H198ZM204 164V165H205ZM50 165V164H49ZM54 165V164H53ZM94 166V165H93ZM112 166V165H111ZM116 166V165H115ZM118 166V165H117ZM197 166V165H196ZM206 166V165H205ZM246 164H242V163H238L237 165H231L230 166V169H229V171H233V172H235V173H237V175L235 176V175H232L231 177L233 178L234 176L236 177V179L235 178H233V180L235 179V180H238V181H236V183L238 184V186H237V188H236V192H238L239 190H240V188H241V186L243 187L244 185L243 184H245L246 183V181H247V178L250 176V173H251V171H252V169H249V168H246ZM90 168L92 167V166H89ZM97 167V165L95 166V167H92V169L94 168V169H97L96 168ZM128 167V166H127ZM183 167V166H182ZM251 167V166H250ZM47 168V169H46ZM53 168V167H52ZM110 168V167H109ZM113 168V167H112ZM116 168V167H115ZM115 168H113V171L114 170H116V172H117V169H118V167H117V169H115ZM121 168V167H120ZM199 168H201V171H202V165H201V167H200V164H199ZM53 169H55V168H53ZM99 169V168H98ZM104 169V168H103ZM195 169V168H194ZM206 169V168H205ZM51 170V169H50ZM100 170L102 171V173L104 172V171H108V173H110L109 175L111 176L112 175V172H109V169L108 170H106V168L104 169V170H102L101 168H100ZM203 170H204V166H203ZM126 171V170H125ZM192 171V170H191ZM200 171V172H201ZM207 170H204V171H202L201 173H200V176L199 177H201V174H202V177H204V176H206L207 175V173H205ZM226 171H228V169H226L225 171H222V172H219L220 174H222V175H226ZM122 172H123V167H122ZM198 172V171H197ZM209 172V171H208ZM213 172V173H212ZM97 172L95 171V173H94V175L96 174ZM105 173V175H103ZM103 174H101V175H103V176H107V177H109L108 176V174L106 175V173L107 172H104ZM117 173H120V174H122L121 172H117ZM117 173H115V174H117ZM127 173V172H126ZM209 173H211V174H214V173H216V174H214V175H210L209 174V176L207 177V180L209 181V180H211V184L213 183L214 184V186L215 185H219L220 187L222 186V185H224V184H218L217 182H219L218 180H220V176L218 177V175H217V173L218 172H214V171H210ZM218 173V174H219ZM255 173V172H254ZM114 172H113V176H111V177H114ZM205 174V175H204ZM219 174V175H220ZM264 174V173H263ZM96 175H100V173L98 174H96ZM101 175H100V177H101ZM127 176V175H126ZM210 176H212L213 177V179H214V177H218V180L217 179H215V180H212L211 178L212 177H210ZM245 176H248V177H246L245 178ZM110 177V179H112ZM62 178H64L63 176H62ZM103 178H105V177H103ZM205 178V177H204ZM255 178V177H254ZM254 178H252V179H254ZM25 179V181H23ZM26 179H30V181L32 180L33 182L35 181L36 182V180H38V184H39V186L41 187V189L40 188H36L37 186H38V184H36L37 186L33 189V188H31V189H29L30 187H29V185H31V184H29L28 185V183H25V182H27V181H29V180H26ZM114 179V178H113ZM256 179V178H255ZM258 179V178H257ZM54 181H55V179H53ZM120 180V179H119ZM119 180H118V182H119ZM29 181V182H30ZM31 181V183L35 186V184L33 183ZM124 180H122L121 182H123ZM202 181H203V183H205L206 184V182H204V180L202 179L201 180V183H202ZM224 182V180H220V182ZM226 181V180H225ZM228 181H231V180H228ZM253 181V180H252ZM25 183L24 184V188H23V190H22V188L21 187H23V184L22 183ZM48 182V181H47ZM56 182V181H55ZM216 182V183H215ZM232 182V181H231ZM254 183H255V181H253ZM251 183V185L252 184H254V183ZM20 183L22 184V186L20 187ZM46 183V182H45ZM49 183V182H48ZM53 183V182H52ZM112 183H113V181H112ZM120 183V182H119ZM202 183V184H203ZM225 183V182H224ZM230 183V182H229ZM228 183V185H227V187H226V185L225 186H222L221 188L219 187V186H216L215 188L217 189V191L215 190V189H213V190H215L216 192H214L213 190H211V191H213L214 193H217V197H218V195L219 194H224L225 195V193L228 191V186H230L231 184H229ZM234 183V182H233ZM235 183V184H236ZM264 183V182H263ZM110 184H111V182H110ZM209 184V183H208ZM28 187H26V186ZM32 185V186H33ZM47 185V184H46ZM46 185H44L45 187V189H46ZM233 185V184H232ZM33 186V187H34ZM28 189L27 190V192H26V194H29V193H31L32 194V192H34L33 193V196L31 197V199H29V198H25V199H28L27 201H25V204H24V202L22 201V202H20V200L22 199L21 197H20V199H19V196L21 195L19 192H23L22 193V195H24L25 196V190H26V188ZM225 187L227 188V191H226V189H225ZM257 187L258 186H256L255 187V189H256V192H254L253 190L254 189H251L252 190V192H254L255 194L257 193V191H260V190H257ZM220 188V189H219ZM230 188H231V186H230ZM233 188V187H232ZM45 189H43L42 190V195L41 196H39L40 197V199L41 200H43V202H42V204L40 203V205H41V208H42V210H43V213H44V215H45V212H47L48 210H50V208H51V206L53 207L54 206V204H51L52 203V200L50 199V195H48V194H50L51 193V191H50V188H49V191H50V193H49V191H45ZM202 188H200V190H201ZM212 189V188H211ZM222 189H224V191H225V193H224V191L222 190ZM234 190H235V186H234V188H233ZM232 189V190H233ZM259 189V188H258ZM47 190H48V188H47ZM198 190V189H197ZM203 190V189H202ZM200 191L199 193H201V192H203V191ZM219 190V191H218ZM229 190H231V189H229ZM231 190V191H232ZM250 190V191H251ZM46 192V194L47 195H44L45 194V192ZM199 191V190H198ZM209 191V190H208ZM220 191H223V193L222 192H220ZM48 192V193H47ZM57 192V191H56ZM230 192V191H229ZM235 191L233 192H231L230 193V195H228V193H227V195H228V197H230V200L228 201V202H230L231 204L232 203H234V204H237V203H235L236 201V199H238V198H240L238 195L236 196H233V193H236ZM52 193H53V191H52ZM55 193V192H54ZM53 193V194H54ZM210 194H211V192H209ZM249 193V192H248ZM251 193V192H250ZM249 193V194H250ZM254 193H252V194H254ZM261 193H263V191L261 190V192H260V194ZM31 194H29V195H31ZM34 194H37V195H34ZM260 194H256V196L258 197V198H260ZM44 195V196H43ZM55 195H58V194H55ZM61 195V194H60ZM63 195V194H62ZM61 195V196H62ZM221 195H219V197L217 198V197H213V196H211V197H213V198H208V197H206L205 196V198L204 197H201V199L203 200V199H206V201H207V203H206V201L204 200V207L203 206H201V207H203V209H205V208H209L210 209V206H212V203L216 200H223V198H222V196ZM226 195V196H227ZM231 195L233 196V197H231ZM42 196H43V198L44 199H42ZM46 196H48V198L51 200V202L49 203V205H44V201L46 200L47 202H49L50 200L48 199H46L47 197ZM61 196H59L58 195V198L60 199L61 198ZM208 196L210 197V195L208 194ZM241 196V195H240ZM244 196V195H243ZM243 196H241L242 198H243ZM251 196H253V195H251ZM251 196H248V197H250V198H255V196H253V197H251ZM23 197V196H22ZM29 197V196H28ZM51 197H54V195L52 196L51 195ZM63 197H64V195H63ZM63 197H62V200H64L63 199ZM235 197V198H234ZM236 197H238V198H236ZM221 198V199H220ZM235 200H234V199ZM242 198H240L241 200H247V199H244V198H247V197H245L244 196V198L242 199ZM258 198H255L256 200L258 199ZM16 199V200H15ZM24 199V198H23ZM22 199V200H23ZM39 199V200H40ZM53 200L55 199V198H52ZM197 199H200V197H198ZM213 199V201H211ZM224 199H226V201H227V197L225 198V196H224ZM233 199V200H232ZM240 199H238V200H240ZM14 200V201H13ZM33 200V199H32ZM39 200H37V201H39ZM55 200H57V197H56V199ZM210 200V201H209ZM249 200H251V199H249ZM34 201L35 200H33V204H34ZM37 201H35V206L36 207H34L33 205L32 206H29L28 205V211H26L25 210V212L27 213H29V211H30V213H31V211L32 212H34L36 209L35 208H38V210H40V212L42 211L41 210V208H39V202H37ZM46 201H45V203H46ZM233 201V202H232ZM235 201V202H234ZM66 202V201H65ZM209 202H212V203H210L209 204ZM36 203H37V205H38V207H37V205H36ZM53 203H55V201H53ZM203 203V202H202ZM23 204V205H22ZM32 204V203H31ZM30 204V205H31ZM61 204H64V203H61ZM209 204V205H208ZM215 204H217V206H219L220 208H222V207H224V208H226V210H227V208H228V206L227 207H225V205H228V204H222V202L221 203H215ZM231 204H229L230 205V207H232L233 206V211L230 213V212H228V213H230L231 214V216L232 217H234L235 218V216H237V215H235V216H233L234 215V213L236 214L237 212L236 211H238L239 213H237L238 215H243V216H239L240 217V220H237V218H238V216H237V218H236V220H235V222L233 221V220H231V219H233V218H231V216H230V214L228 215V213L226 212V213H224V215L221 213H219L221 216L223 215V216H226V219H225V217L223 218V219H225V220H229V218H231L230 220L232 221V223H234V224H231V227H233L232 225H234V227H235V225L236 226H238V227H236L235 229H238V230H235V229H233L232 228V230H226L227 229V223L226 224H224V225H226V226H224V225H222L223 223H225L224 222V220H223V223H221L220 222V218H222V217H219L218 216V214L217 215H215L214 217H215V219H217V217H219V219H217V221L218 222H220V223H217L216 221V224H219V227H221V229H222V226H224V229H222V231L224 232V230L226 231V233L227 232H230L229 234H228V236L226 237V238H228V242L230 241L231 243H232V240H233V238L234 239H236V240H238V238H240V237H238V236H241V237H243L244 238V236L246 237V238H248L249 237V239L250 238H254L255 237V235H251L250 236V234L251 233H254L255 232V229H256V226L255 225H260L259 227H260V229H259V227L257 228V229H259L260 231L259 232H262L263 231V233L261 234V236H264V217H263V219H261L260 217L261 216H263L264 214H258V215H261V216H258V215H256V213L254 214V212H252V214H253V216H254V219H252L253 220V223L250 221L251 219L250 218H246L245 219V217L248 215V217H250L251 216V212H250V214L249 213H247V215H246V213L244 212V208L246 207L245 205L244 206H242L241 204H239L240 205V207H244V208H242L243 210H241V209H239L240 207H239V205H238V207H237V205H232L231 206ZM51 205V206H50ZM57 205V204H56ZM59 205L60 204H58V207H59ZM65 205V204H64ZM72 206L74 205V204H71ZM79 205V204H78ZM81 206H82V204H80ZM198 205V204H197ZM208 205V206H207ZM250 205H252L253 206V204H250ZM249 205V206H250ZM262 205V204H261ZM261 205H259V206H261ZM3 206V207H2ZM26 206V205H25ZM66 206H67V204H66ZM66 206H64L65 208H66ZM69 206H70V203H69ZM195 206V205H194ZM213 206L215 207L216 205H214L213 204ZM252 206H250L251 208H253L254 206L255 207H257L258 208V211L259 210H261V211H263L262 209H261V207H258V206H256V204L252 207ZM31 207H34V209L32 208L31 210H30V208ZM55 207V206H54ZM51 208L52 210L51 211H55V208ZM57 207V206H56ZM75 207V206H74ZM84 207H85V205L83 206V209H84ZM214 207H211V209H213ZM229 207V208H230ZM237 207V208H236ZM250 207H247V209H249ZM262 207H264V204H263V206ZM61 208H62V206H61ZM67 208H69V207H67ZM79 208H81V207H79ZM102 208H104V209H106L105 207H102ZM196 208V207H195ZM207 208V209H208ZM220 208H218V207H215L214 209H220ZM250 208V209H251ZM256 208V209H257ZM23 209V208H22ZM26 209V208H25ZM47 211H46V210ZM57 209V208H56ZM58 209H60V208H58ZM64 209V208H63ZM70 209V208H69ZM69 209H68V211H69ZM71 209H72V207H71ZM75 209H77V206L75 207ZM74 209V210H75ZM85 209H90L89 207L88 208H86L85 207ZM196 209H198V206H197V208ZM234 209H236L235 211H234ZM246 209V208H245ZM24 210V209H23ZM34 210V211H33ZM37 210V211H38ZM45 210V211H44ZM202 210V209H201ZM230 210H231V208H230ZM19 211V210H18ZM57 211V210H56ZM70 211H72V210H70ZM69 211V212H70ZM75 211H77V210H75ZM79 211V210H78ZM240 211H242L243 213H245V214H243L242 212H240ZM20 212H22V210L20 211ZM36 212V211H35ZM34 212V213H35ZM68 212V213H69ZM204 212V211H203ZM234 212V213H233ZM24 213V212H23ZM30 213H29V217L26 215V214H24V215H26L27 216V218H28V220H29V218H31L32 216L30 215ZM33 213V214H34ZM38 213H39V211H38ZM42 213V214H43ZM48 213H49V211H48ZM54 213V212H53ZM56 213V212H55ZM61 213V212H60ZM76 213H80V215H81V213H82V211L81 212H76ZM84 213V212H83ZM88 213H91V212H88ZM93 213H95V212H93ZM196 213V212H195ZM211 214H212V212H210ZM210 213H207L208 215L210 214ZM233 213V214H232ZM242 213V214H241ZM260 213H264V212H260ZM52 214V213H51ZM64 214V213H63ZM70 214V213H69ZM96 214V215H95ZM94 215L93 214H91V215H93V220L88 216V218L89 219H86V221L88 222V224H89V221L90 222H92V221H94L95 220V218L97 217H99L98 216V212L97 213H95ZM101 214V213H100ZM109 214V213H108ZM118 214V213H117ZM116 214V216H115V219L113 218L114 216H113V214H109L108 215V217L110 218V216L112 215V219H114V220H116V218L118 219V216H119V214H121V213H119L118 215ZM192 214V213H191ZM197 214H199V212L197 213ZM202 214V213H201ZM204 215H206V217H208V215L207 214H205V213H203ZM209 215V217H211L212 215ZM36 215V213L34 214V216ZM57 215H58V213H57ZM68 215V214H67ZM71 215H72V212H71ZM71 215H69V216H71ZM88 214H86V215H84V216H87ZM90 215V216H91ZM104 215V214H103ZM102 215V216H103ZM106 216H107V213L105 214ZM126 215H128V213L126 214ZM126 215H122V216H126ZM130 215V218H132L131 217V215L132 214H129ZM133 215H135V214H133ZM140 215V214H139ZM139 215H137V216H139ZM181 215V214H180ZM180 215H177V216H179L180 217ZM193 215H194V213H193ZM37 216V215H36ZM35 216V217H36ZM51 216V215H50ZM75 216L76 215H74V219H75ZM78 216V215H77ZM83 216V217H84ZM101 216V217H102ZM105 216V217H106ZM140 216H142V215H140ZM143 216H145V215H143ZM182 216V215H181ZM183 218H185V216L188 218L189 216H187V214H183ZM230 216V217H229ZM8 217V218H7ZM15 217V216H14ZM52 217V216H51ZM50 217V218H51ZM73 216H71V217H68L69 219L70 218H72ZM120 217V216H119ZM246 220H244L243 218ZM19 217H17V219H18ZM20 218H22L21 216H20ZM19 218V219H20ZM26 218V219H27ZM38 218V217H37ZM39 218H40V216H39ZM56 218H58V216L56 217ZM56 218H53L54 220H55V222L54 223H58V220L56 221ZM65 217H63V219H64ZM81 218H82V216H81ZM100 218V217H99ZM104 218V217H103ZM182 218V217H181ZM183 218L181 219V220H183ZM199 218V217H198ZM212 218H213V216H212ZM251 218H253L252 216H251ZM255 218H256V220H257V222L258 223H256V220H255ZM261 219V220H259V219ZM14 219V218H13ZM16 219V218H15ZM14 219V220H15ZM18 219V221H19V223L20 222H22V219H21V221ZM23 219H24V217H23ZM24 220L23 222H25V221H28V220ZM32 219V218H31ZM36 219V218H35ZM42 219H46V217L45 218H42ZM47 219H49V218H47ZM62 219V220H63ZM73 219V218H72ZM72 219H70V221H72ZM120 220H121V217L119 218ZM124 219H126V217L124 218ZM145 219V218H144ZM14 220H12L11 219V223L12 224H8L6 221V223H5V227L7 228L8 226H6V224H8L9 225V227L10 228H8V229H4V228H2V226L3 225H0V233H1V238H0V241H1V245L0 246H5V247H7V245H8V247L10 246V249H12V251H15L14 249H15V247H16V245H17V248L16 249H18V250H20V248L22 247V249L23 250H21L22 252H20V254H19V256H17V258L19 259V261H18V264H68L69 262H70V260L69 261H67L66 260V253H64L63 252V250H62V246H61V248L58 246V242L57 243H55V241L53 242V238L51 239L52 241H50V240H46V239H41L40 237L38 238L39 239V241L38 242H36V241H34V243H32L31 241H29L31 238L28 236V238H26L27 236H26V232H25V235H23V236H26V237H24L25 239H27V240H25V239H22L23 238V236L19 233V232H17V231H19L20 230V227H21V229H25L26 230V227H29L31 224V221H29L27 224H28V226H26L27 224H26V222L24 223V225L26 226V227H23V226H20V227H18V225H20L19 223L17 224L16 222H14ZM34 219H32V221H33ZM37 220V219H36ZM36 220H34L33 222H35ZM68 219H65L64 221H67ZM78 220H80V219H78ZM83 220V219H82ZM81 220V221H82ZM92 220V221H91ZM96 220H98V219H96ZM100 220L101 221H103L102 220V218L101 219H99L98 221H97V223L99 224V222H100ZM109 220V219H108ZM130 220H132V219H130ZM137 221L139 220V219H136ZM142 219H140L138 222H140ZM146 220H148V218L146 219ZM180 220V222L181 223H184V224H186L185 222V220L186 219H184L183 221H181ZM242 220V222L241 223H239L240 221ZM248 220H249V222H248ZM260 222H259V221ZM263 220V221H262ZM13 221V222H12ZM15 221H17V220H15ZM17 221V222H18ZM49 222L51 221V219L50 220H48ZM60 221V220H59ZM64 221H62V223H64ZM70 221H68V222H70ZM85 221V220H84ZM105 221V220H104ZM117 221V220H116ZM129 221V220H128ZM137 221H136V223H137ZM148 221H151V219L150 220H148ZM147 221V222H148ZM152 221H154L153 219H152ZM159 222H160V220H158ZM194 221V220H193ZM200 221H202V220H200ZM210 220H208V222H209ZM231 221H229V223L231 222ZM32 222V224H37L36 226H38V220L35 222V223H33ZM38 222V223H37ZM44 222V221H43ZM47 222V221H46ZM76 222H78V221H76L75 220V223ZM96 222V221H95ZM109 222H111V220H109ZM130 222V221H129ZM134 222H135V220H134ZM142 222H144V221H142ZM157 222V221H156ZM156 222H154L153 224H156ZM158 222V223H159ZM179 222V220H178V223H180ZM188 222V221H187ZM204 222V221H203ZM206 222V221H205ZM207 222V223H208ZM228 222V221H227ZM254 222H255V225H254ZM263 222V223H262ZM60 223H61V221H60ZM61 223V224H62ZM67 223V222H66ZM74 223V222H73ZM81 223H84V222H81ZM80 223V224H81ZM97 223H93V224H95V226H96V224ZM113 223H114V221H113ZM119 222H117V224H118ZM127 223V222H126ZM141 223V222H140ZM146 223V222H145ZM150 223V222H149ZM164 222H162V224H163ZM167 223V222H166ZM173 223H175V222H173ZM180 223V224H181ZM191 223V222H190ZM198 223V222H197ZM250 223H252V224H250ZM30 224V225H29ZM42 225V223L40 222L39 223V225ZM50 224H51V222H50ZM69 224H71V222L69 223ZM78 225H79V222L77 223ZM85 224V223H84ZM97 224V226H98V228L100 229L101 228V225H100V227H99V225ZM103 224H105V222L103 223ZM112 224V223H111ZM116 224V223H115ZM116 224V225H117ZM128 224V223H127ZM130 224H133V223H130ZM135 224V223H134ZM134 224H133V226H134ZM161 223H160V226L162 225ZM170 224H172V223H170ZM179 224V225H180ZM194 224H195V222H194ZM210 224V225H209ZM216 224L214 223V225L213 224H211L210 222L208 223V225L211 227V225L212 226H216ZM249 224H250V227H249V229L250 228H252L251 227V225L254 227V228H252V229H250V230H252V232L248 229V227L247 226H249ZM15 225V226H14ZM22 225V224H21ZM45 225H49V223L48 224H46L45 223ZM53 225V224H52ZM58 225V224H57ZM57 225H56V227L55 228H60V226L59 227H57ZM66 225V224H65ZM73 225H75V224H73ZM83 225V224H82ZM105 225H107V224H105ZM104 225V226H105ZM114 225V224H113ZM119 226L121 225L120 223L118 224ZM137 224H135V226H136ZM148 225V224H147ZM157 225V224H156ZM164 225V224H163ZM165 225H168V224H165ZM183 225V224H182ZM198 225H199V223H198ZM222 225V226H221ZM243 225H244V227H243ZM246 225V226H245ZM263 225V226H262ZM36 226H33V227H36ZM50 226V225H49ZM54 226H55V224H54ZM68 226V225H67ZM70 226H72V225H70ZM77 226V225H76ZM76 226H75V228H76ZM80 226V225H79ZM85 226H91V223L89 224V225H85ZM93 226V225H92ZM91 226V227H92ZM97 226L96 227H93L94 229L93 230H95V231H98V230H96L95 228H97ZM103 226V227H104ZM119 226L117 227L116 226V228L117 229H119V231H120V228H119ZM131 226V225H130ZM134 226V227H135ZM139 226H140V224H139ZM142 226H143V228H145V226L142 224ZM189 226V225H188ZM187 226V227H188ZM202 226V225H201ZM205 226V225H204ZM230 226V225H229ZM228 226V227H229ZM242 226V227H241ZM4 227V226H3ZM19 228V230L18 229H16V228ZM23 227V228H22ZM32 227V226H31ZM46 227H48V226H46ZM52 226H50V228H51ZM81 227V226H80ZM79 227V228H80ZM83 227V226H82ZM81 227V228H82ZM111 228H114V227H112V226H110ZM122 227V226H121ZM132 227V226H131ZM191 227H192V225H191ZM195 227H197L196 226V224H195V226L194 227H192V228H194V229H196V230H194V231H196V232H199V230H198V228H195ZM199 227V226H198ZM203 227V226H202ZM246 227H247V229L250 231V233H249V236L248 235H245V234H238L237 232H241V233H243V232H245L246 234H248L247 232H249V231H247V229H246ZM40 228V226L39 227H36V228H33L32 230H33V232L36 230V229H39ZM42 228V231H43V229H44V225H43V227H41ZM72 228H74V227H72ZM78 227L75 229V230H77L78 231V229H79ZM80 228V229H81ZM106 228V227H105ZM124 227H122V229H123ZM148 229H149V231L151 230L149 227H147ZM153 228H155V227H153ZM158 228V227H157ZM157 228H155V230L153 231V233L154 232H156L157 230ZM239 228H244V229H246V231H244V229L243 230H240ZM47 229H49V227L47 228ZM52 229V228H51ZM63 229V228H62ZM61 229V230H62ZM69 229V228H68ZM88 229L90 230V232H91V229L88 227ZM104 229V228H103ZM102 229V230H103ZM108 229V228H107ZM125 229V228H124ZM123 229V230H124ZM140 229V228H139ZM159 230L161 229L160 227L158 228ZM162 229H163V227H162ZM161 229V230H162ZM177 229V228H176ZM189 229V228H188ZM214 229V228H213ZM213 229H212V231H213ZM220 229V230H221ZM254 229V230H253ZM28 230V229H27ZM26 230V231H27ZM29 230H30V228H29ZM28 230V231H29ZM31 230V231H32ZM41 230V229H40ZM40 230H39V232H37V234H36V232H35V234L37 235V237L39 236V233H40ZM53 230V229H52ZM52 230H48V231H52ZM101 230V229H100ZM99 230V231H100ZM135 230H137V229H135ZM145 230H147V229H145ZM158 230V231H159ZM170 230H172V229H170ZM201 230H202V228H201ZM219 230V228L217 229V231ZM21 231V233H23L24 234V230H20ZM23 231V232H22ZM27 231V232H28ZM41 231V232H42ZM46 231V230H45ZM48 231H46L47 232V234H48ZM55 231V230H54ZM57 231V230H56ZM64 231V230H63ZM63 231H61V233L63 232ZM72 231V230H71ZM95 231L93 232L92 231V233H94V234H92V235H94V236H96V234H95ZM99 231L97 232V234H99ZM106 231V230H105ZM108 231V230H107ZM114 231V233H118L116 230H113ZM127 231H128V234H125L126 236L127 235H129V233H130V231H129V229H127ZM126 231V232H127ZM138 231V230H137ZM140 231V230H139ZM141 231H142V229H141ZM148 231V232H149ZM152 231V230H151ZM164 231V230H163ZM187 231V230H186ZM185 231V232H186ZM202 231H204V230H202ZM209 231H211V230H209ZM215 231V233H216V230H214ZM213 231V232H214ZM257 231V230H256ZM44 232V231H43ZM74 233H75V231H73ZM82 232H83V230H82ZM82 232H81V234H82ZM87 232H89L88 230H87ZM89 232V233H90ZM102 233H104L103 231H101ZM121 232H122V235H123V233H126L125 232V230L124 231H122L121 230ZM121 232H120V234H121ZM143 232V231H142ZM165 232V231H164ZM166 232H167V230H166ZM169 232V231H168ZM189 232V231H188ZM207 232V234H208V231H206ZM232 232V233H231ZM233 232H235L234 234H236L237 233V237L238 238H235L236 237V235L234 236V234H233ZM258 232V231H257ZM257 232H255L254 234H256ZM29 233H30V231H29ZM32 233V232H31ZM30 233V234H31ZM45 233V232H44ZM44 233L43 234H41L40 236L41 237H43L44 236ZM53 234H52V236L54 235V232H52ZM56 233V232H55ZM59 233H60V230H59ZM84 233H86V231L84 232ZM84 233L82 234L83 236H84ZM102 233H100V234H102ZM113 233V232H112ZM131 233H132V231H131ZM133 233H136V232H133ZM144 233V232H143ZM147 233V232H146ZM153 233H151L152 234V236H153ZM160 233H162L161 231H160ZM174 233H175V231H174ZM179 233V232H178ZM204 233V232H203ZM210 233H212V232H210ZM214 233V234H215ZM218 233H220V232H218ZM20 234V235H19ZM32 234H34V233H32ZM50 234V233H49ZM57 234V233H56ZM67 234V233H66ZM69 234V233H68ZM99 234V235H100ZM104 234H106V233H104ZM104 234H102V236H104ZM145 234V233H144ZM159 234V233H158ZM167 234V233H166ZM177 234V233H176ZM175 234V235H176ZM186 234H187V232H186ZM199 234H200V232H199ZM223 235V239H224V237L227 235V234H225V232L224 233H220V237H222V235ZM231 234H233V235H231ZM260 234H259V236H260ZM3 235H5V236H3ZM35 235V236H36ZM43 235V236H42ZM46 235V234H45ZM77 235H79V236H82V235H80L79 233L77 234ZM87 235H89V234H87ZM86 235V236H87ZM108 235V234H107ZM112 235V234H111ZM111 235H109V238L111 237ZM131 235V234H130ZM133 235V234H132ZM131 235V236H132ZM139 235V234H138ZM145 235H149V234H145ZM168 235V234H167ZM166 235V236H167ZM202 235V234H201ZM209 235V234H208ZM211 235V234H210ZM213 235V234H212ZM216 236L215 237H212V238H214V240L216 239V237L219 235V234H215ZM225 235V236H224ZM232 236V238L230 239L229 238V236ZM258 235V234H257ZM256 235V236H257ZM21 236V237H20ZM70 236V235H69ZM73 235H71V237L70 238H73L72 237ZM75 236H76V234H75ZM79 236H78V238H79ZM85 236V237H86ZM89 236H91V234L89 235ZM89 236H87V238L85 239V240H87L86 242L85 241H83L84 240V237H83V242H85V243H87V242H89L90 244V246H91V241H92V239H95L94 237H90L89 239H91V241L90 240H88V237ZM115 236H118V234H116ZM124 236V235H123ZM122 236V237H123ZM136 236H137V233H136ZM140 236V235H139ZM141 236H142V234H141ZM156 236V235H155ZM162 236H163V234H162ZM177 236V235H176ZM185 236V235H184ZM189 236V235H188ZM198 236V235H197ZM214 236V235H213ZM234 236V237H233ZM248 236V237H247ZM18 237H20V239H18ZM37 237L35 238L36 240H38L37 239ZM45 237H47V236H45ZM65 237H67V236H65ZM104 237H106V236H104ZM121 237V235H120V239L122 238ZM125 237V236H124ZM123 237V238H124ZM135 239H137L135 236H133ZM133 237L131 238V237H125L126 238V240H128V239H130L131 238V240L133 239ZM143 237V236H142ZM142 237H140L141 238V241H142ZM150 237H151V235H150ZM157 237V236H156ZM164 237H165V233H164ZM181 237V236H180ZM183 237V236H182ZM206 237V236H205ZM204 237V239H206ZM211 237H209L210 239H206L205 240V242L207 241V240H210V242H212V240L213 239H211ZM220 237H218V238H220ZM49 238V237H48ZM69 238V237H68ZM67 238V239H68ZM78 238H76L75 239V242L78 240ZM82 238V237H81ZM119 238V237H118ZM118 238H116V239H118ZM128 238V239H127ZM159 238V237H158ZM169 238H171V236L169 237ZM169 238H168V240H169ZM173 238V237H172ZM177 238V237H176ZM191 238V237H190ZM189 238V239H190ZM193 238V237H192ZM191 238V239H192ZM217 238V239H218ZM243 238H240L239 240H242ZM257 238H258V236H257ZM62 239V238H61ZM97 239H99V240H101L102 241V239L104 240V242H106V239L105 238H101V236H99V238L97 237ZM134 239V240H135ZM167 239V238H166ZM181 240L183 239V238H180ZM185 239H187V238H184L183 240H185ZM190 239V240H191ZM230 239V240H229ZM248 239V240H249ZM254 239H256V238H254ZM23 240V241H22ZM32 240V239H31ZM56 240H59V239H57L56 238ZM66 240V239H65ZM64 240V241H65ZM113 240H114V238H113ZM112 240V241H113ZM139 239H137V241H138ZM154 240V239H153ZM174 240V239H173ZM199 240H201V238L199 239ZM214 240H213V242H214ZM219 240V239H218ZM225 240V239H224ZM245 240V238L242 240V241H244ZM257 240H259V239H257ZM262 240V241H261ZM70 240L68 239V241L67 242H69ZM72 241V240H71ZM79 241H81V239H79ZM81 241V242H82ZM125 241V240H124ZM124 241H123V243H124ZM151 241V240H150ZM149 240L147 241L148 243L150 242ZM170 241H171V239H170ZM180 241V240H179ZM216 241V240H215ZM220 241V243H221V240H219ZM233 241H235V240H233ZM252 241V240H251ZM250 241V242H251ZM254 241V240H253ZM259 241H261V243H263L264 242V240L262 239V237H261V239L259 240ZM61 242V241H60ZM67 242H66V245H67ZM74 241H73V243H75ZM97 242V241H96ZM104 242H103V244H104ZM108 242V241H107ZM114 242V241H113ZM112 242V243H113ZM131 242H133V241H131ZM131 242H130V240L128 241V242H125L126 244H130V246L131 245H133L134 246V243L133 244H131ZM144 241H142V243H141V245L143 244V245H146V244H144L143 243ZM153 242H155V241H153ZM169 242V241H168ZM180 242H182V241H180ZM187 242H189L188 240H187ZM193 242V241H192ZM191 242V243H192ZM194 242H195V239H194ZM198 242V241H197ZM200 242V241H199ZM204 242V241H203ZM218 242V241H217ZM227 242V241H226ZM225 242V243H226ZM229 242V243H230ZM236 242V241H235ZM237 242H240V241H237ZM245 242H247L246 240L244 241V243ZM37 243H38V245L40 244V246H38L37 245ZM62 243V242H61ZM76 243H78V241L76 242ZM93 243H94V241H93ZM98 243V242H97ZM100 243V242H99ZM122 243V244H123ZM158 243V242H157ZM159 243H160V241H159ZM174 243V242H173ZM172 243V244H173ZM202 243V242H201ZM201 243H200V245H201ZM207 243V242H206ZM209 243V242H208ZM219 242H218V245L220 244ZM224 243V244H225ZM234 243V242H233ZM243 243V244H244ZM254 243H255V241H254ZM252 243V244H250V243H248V244H250V245H252V247L250 246V249H252V248H254V249H252L253 251L254 250H256L255 252L257 253V254H259V256H258V259H260V258H262L263 259V257H264V254H263V246H264V244L263 245H261V243L260 242H258V243ZM88 244V243H87ZM87 244H85V245H87ZM106 244H108V243H106ZM105 244V245H106ZM111 244V243H110ZM136 244V243H135ZM151 244H152V242H151ZM155 244V243H154ZM175 244V243H174ZM178 244V243H177ZM189 244V243H188ZM196 244V243H195ZM213 244V243H212ZM239 243H235V245H238ZM243 244H241L240 243V245H242L243 246ZM64 245V244H63ZM66 245H64V246H66ZM74 245V244H73ZM78 245V244H77ZM77 245H75L76 246V248H77ZM85 245H82V246H85ZM95 245V244H94ZM114 245V244H113ZM140 245V244H139ZM139 245H137V246H139ZM148 245V247H150V244H147ZM161 245V244H160ZM159 245V246H160ZM168 245V244H167ZM184 244H182V245H180V247L181 246H183ZM187 245V244H186ZM197 245V244H196ZM199 245V246H200ZM218 245H215V247H214V249L215 248H217L218 247ZM232 245V244H231ZM234 244H233V246H235ZM11 246H15L14 248H12ZM21 246V247H20ZM36 246H38V247H40V249L39 248H37ZM67 246H69V245H67ZM71 246V245H70ZM79 246V245H78ZM90 246H87V250L90 252L91 250H89V248H90ZM122 246V245H121ZM129 246V245H128ZM129 246V247H130ZM170 245H168V247H169ZM178 246V245H177ZM191 246V245H190ZM189 246V247H190ZM207 246H209V244H207L206 245V248H208V250H209V247H207ZM217 246V247H216ZM222 246V245H221ZM224 246V245H223ZM222 246V247H223ZM244 246H247V243L246 244H244ZM95 247V246H94ZM99 247H107V249L106 250H108L109 248V246L107 245V246H102V245H100ZM111 247V246H110ZM116 247H118V246H116ZM116 247H113V248H116ZM124 247V246H123ZM153 247H155L154 245H153ZM157 247V246H156ZM167 247V246H166ZM184 247V246H183ZM192 247V246H191ZM195 248H196V246H194ZM219 247H220V245H219ZM218 247V248H219ZM227 247V249H228V246H225L224 248H226ZM231 247V246H230ZM239 247V246H238ZM237 247V248H238ZM241 247V246H240ZM249 247V246H248ZM25 248V249H24ZM75 248V249H76ZM82 248L83 249H85L86 248V246L85 247H79V250H81L82 251ZM101 248L99 249V251H101ZM112 248V247H111ZM131 248H132V246H131ZM147 248V247H146ZM152 248V247H151ZM170 248V247H169ZM186 248V247H185ZM184 248V249H185ZM195 248H194V250H195ZM199 247H198V245H197V248L196 249H198ZM206 248H205V250H206ZM217 248V250H218V253H220L221 251H222V249L224 250V248H222L221 249V247H220V249H221V251H220V249H218ZM235 248V247H234ZM261 248H262V250H261ZM2 249V248H1ZM0 249V250H1ZM4 249V248H3ZM3 249H2V251H3ZM69 249V247L67 248V250ZM70 249H72L73 250V248L71 247ZM74 249V251H76ZM92 249H94L93 250V252L92 253H94V252H96V248H92ZM134 249V247L131 249V250H133ZM149 249V248H148ZM153 249V248H152ZM152 249H150V250H152ZM158 249V248H157ZM157 249H154L155 250V252H156V250ZM165 249V248H164ZM168 249V248H167ZM167 249H165V251H168ZM183 249V248H182ZM184 249H183V251H184ZM191 249V248H190ZM202 249L204 250V245H203V247H202ZM239 249H242V248H239ZM250 249H243V251H244V253H246V259H248L247 261H249L250 262V260H249V258L250 257H248L247 256V254L248 253H251V255H253V253L251 252V250ZM64 250H65V248H64ZM72 250H70V251H72ZM86 250V249H85ZM104 250V249H103ZM131 250H130V253H131ZM143 250H144V248H143ZM171 250H172V247H171ZM181 250V249H180ZM186 250V249H185ZM201 250V249H200ZM199 250V251H200ZM203 250H201V252L203 251ZM212 249H210L209 251H211ZM1 251V252H2ZM7 251V250H6ZM10 251V250H9ZM74 251H73V253H74ZM80 251V252H81ZM84 251V250H83ZM82 251V252H83ZM87 251V252H88ZM111 251V250H110ZM109 251V252H110ZM115 251L116 250H114V254H115ZM126 251V250H125ZM133 251H135V249L133 250ZM132 251V252H133ZM138 251V250H137ZM137 251H135V252H137ZM149 251V250H148ZM160 251H161V249H160ZM160 251H159V254H160ZM162 251H164V250H162ZM164 251V252H165ZM170 251V250H169ZM188 251V250H187ZM192 251V250H191ZM209 251H208V253H209ZM229 251V250H228ZM238 251H240V250H238ZM238 251H236V253L238 252ZM263 251V252H262ZM0 252V255L2 254V253H4V251L1 253ZM67 252V251H66ZM79 252V253H80ZM170 252H172V251H170ZM174 252H176V250L174 251ZM173 252V253H174ZM180 252V251H179ZM185 252V251H184ZM189 252V251H188ZM201 252H199L200 254H201ZM204 252H207V251H204ZM204 252H202V253H204ZM216 252L217 251H215V253H214V250H213V253L214 254H216ZM225 252H226V249H225ZM230 252H232V250H230ZM235 252V251H234ZM254 252V253H255ZM260 252H262V253H260ZM16 254H18L17 253V251L15 252ZM79 253H77V254H79ZM101 253H102V251H101ZM106 253V252H105ZM127 254H128V252H126ZM129 253V255H131ZM148 253V252H147ZM152 253V252H151ZM157 253V252H156ZM177 253H178V251H177ZM176 253V254H177ZM196 253H198V252H196ZM198 253V254H199ZM212 253V254H213ZM223 253V255H224V252H222ZM221 253V254H222ZM228 253V252H227ZM240 253V252H239ZM238 253V254H239ZM9 254V253H8ZM12 254V253H11ZM16 254L14 255V253H13V255L16 257ZM68 254H69V251H68ZM80 254H82V253H80ZM83 254H86L85 253V251L83 252ZM89 254H91V253H87L86 254V256H88ZM95 254V253H94ZM108 254V253H107ZM134 254V253H133ZM149 254H150V252H149ZM158 254V253H157ZM180 254V253H179ZM182 254V253H181ZM184 254V253H183ZM187 254V253H186ZM190 254H192V252L190 253ZM189 254V255H190ZM210 254H211V252H210ZM213 254V255H214ZM226 254V253H225ZM238 254H236V255H238ZM241 254V253H240ZM3 255H5V254H3ZM3 255H1V256H3ZM71 255V254H70ZM103 255V254H102ZM101 254H100V256H102ZM116 255V254H115ZM152 255H156V254H153L152 253ZM162 255H163V252H162ZM166 255H168V254H166ZM171 255H173V254H171ZM193 255V254H192ZM197 255V254H196ZM195 255V256H196ZM208 256H209V254H207ZM206 255V256H207ZM212 255V256H213ZM233 255V257H234V254H232ZM243 255V254H242ZM256 255H254L255 257L254 258H257L256 257ZM0 256V260H1V257ZM9 256V255H8ZM13 256V257H14ZM91 256V255H90ZM98 256V255H97ZM98 257V258H102V257ZM110 256V255H109ZM108 255H107V257L106 258H108L109 257ZM114 256V255H113ZM128 256V255H127ZM148 256V255H147ZM151 256V255H150ZM160 256V255H159ZM165 256V255H164ZM177 256H179V255H177ZM181 256V255H180ZM179 256V257H180ZM200 256H205V254L203 255H200ZM212 256H211V258H212ZM226 256V255H225ZM224 256V257H225ZM240 256V255H239ZM244 256V255H243ZM68 257V256H67ZM70 257V256H69ZM72 257H76V254H75V256H72ZM77 257H79V255L77 256ZM92 257L93 258H95V263H96V261H98V260H96L97 259V257H96V255H95V257H94V255H92ZM105 256H103V259H105L104 258ZM110 257H112V256H110ZM116 257H118V255L116 256ZM133 258L135 257V255L134 256H132ZM137 257V256H136ZM152 257H154V256H151V258ZM168 257H170V255L168 256ZM183 257H185V256H183ZM190 257V256H189ZM191 257H194V256H191ZM197 257V256H196ZM223 257V258H224ZM227 257V256H226ZM226 257L224 258V260L226 259ZM238 257V256H237ZM242 256H240V258H241ZM6 258H7V256H6ZM16 258V259H17ZM80 258V257H79ZM83 258V257H82ZM91 258V257H90ZM90 258H88V260L90 259ZM92 258V259H93ZM115 257H113V259H114ZM119 258V257H118ZM117 258V259H118ZM123 258V257H122ZM129 258V257H128ZM127 258V259H128ZM147 258H149V256L147 257ZM154 258H156V257H154ZM158 258V257H157ZM156 258V259H157ZM167 258V257H166ZM166 258H164V263L165 264H168V262L166 263ZM171 258L172 259H178L177 257H174L173 258V256H171ZM198 258V257H197ZM216 258V257H215ZM232 258V257H231ZM240 258H236L237 260L238 259H240ZM252 258H253V256H252ZM9 259L10 260H13V258L11 257H9ZM9 259H8V261H9ZM68 259V258H67ZM72 259V258H71ZM77 259V258H76ZM87 259V258H86ZM111 259V258H110ZM126 258H124L123 260H125ZM138 259V258H137ZM145 260H147L146 258H144ZM155 259V260H156ZM168 259V258H167ZM170 259V258H169ZM174 259V260H175ZM186 259V258H185ZM195 259V258H194ZM201 260L203 259V262H204V259L207 261V259L204 257H202V258H200ZM228 259V258H227ZM242 259V258H241ZM243 259H244V257H243ZM242 259V261L244 262L245 260H243ZM251 259V258H250ZM4 260V258L2 259V261ZM72 260H74V259H72ZM83 260H84V258H83ZM91 260V259H90ZM122 260V259H121ZM130 260V259H129ZM135 260V259H134ZM143 260V259H142ZM141 260V261H142ZM149 260V259H148ZM150 260H152V259H150ZM160 260H161V258H160ZM162 260H163V256H162ZM182 260V259H181ZM191 260V259H190ZM210 259L208 258V261H209ZM213 260H217V261H219V259L217 258V259H214V258H212V262H214ZM234 260V259H233ZM252 260V259H251ZM2 261H0V262H2ZM15 261V260H14ZM66 261L68 262V263H66ZM80 261V260H79ZM81 261H82V259H81ZM85 261V262H84ZM83 262L84 263H89L90 261H87V260H84ZM100 262L102 261V260H99ZM106 261V259L103 261V262H105ZM115 262H116V260H114ZM138 261H140V260H138ZM140 261V262H141ZM158 261V260H157ZM169 261V260H168ZM170 261L172 262V260L170 259ZM176 261V260H175ZM183 261H184V259H183ZM186 261V260H185ZM185 261H184V263H185ZM200 261V260H199ZM205 261V262H206ZM216 261V262H217ZM222 261V260H221ZM239 261V260H238ZM254 261V264H264V259H263V261L262 260H260V261H262V263L259 261V263L258 262H256L255 263V259L253 260ZM258 261V260H257ZM4 262V261H3ZM3 262H2V264H3ZM5 262H7V261H5ZM4 262V263H5ZM9 262H11V261H9ZM16 262V261H15ZM91 262H94V261H91ZM90 262V263H91ZM103 262H101V263H99V264H102ZM110 262V261H109ZM111 262H113V260L111 261ZM119 262H121V261H119ZM144 262V261H143ZM146 262V261H145ZM144 262V263H145ZM156 262V261H155ZM155 262H154V264H155ZM162 262V261H161ZM171 262H169L170 264H171ZM177 262H179V261H177ZM187 262V261H186ZM202 262V261H201ZM211 262V263H212ZM235 262V261H234ZM78 263V262H77ZM84 263H81V264H84ZM89 263V264H90ZM124 263V262H123ZM129 263H130V261H129ZM129 263H127V264H129ZM148 263V262H147ZM164 263H162V264H164ZM173 263V262H172ZM192 263H194V264H197L196 262H194V260H192ZM198 263H200V262H198ZM210 263V262H209ZM221 263V262H220ZM223 263V262H222ZM240 263H241V260H240ZM251 263H253L252 261H251ZM8 264H10V263H8ZM12 264V263H11ZM17 264V263H16ZM71 264V263H70ZM72 264H76V262H74V263H72ZM79 264H80V262H79ZM104 264V263H103ZM105 264H108L107 262L105 263ZM113 264H115L114 262H113ZM119 264H122V263H119ZM136 264V263H135ZM143 264V263H142ZM146 264V263H145ZM161 264V263H160ZM181 264H183V263H181ZM200 264H202V263H200ZM205 264V263H204ZM207 264H208V262H207ZM212 264H214V263H212ZM217 264H219V262H217ZM224 264H226V263H224ZM228 264H230L229 262H228ZM237 264H239L238 262H237ZM242 264V263H241ZM244 264H246V263H244ZM248 264V263H247ZM250 264V263H249Z\"/></svg>",
    "mask_w": 264,
    "mask_h": 264
}]
</instances>
